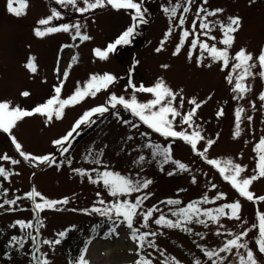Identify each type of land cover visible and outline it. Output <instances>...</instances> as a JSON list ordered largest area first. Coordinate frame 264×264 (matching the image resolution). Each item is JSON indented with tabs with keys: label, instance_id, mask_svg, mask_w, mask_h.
Masks as SVG:
<instances>
[{
	"label": "rangeland",
	"instance_id": "374dc122",
	"mask_svg": "<svg viewBox=\"0 0 264 264\" xmlns=\"http://www.w3.org/2000/svg\"><path fill=\"white\" fill-rule=\"evenodd\" d=\"M27 2L26 14L16 16L8 11V0H0V101H10L12 106L31 110L55 95L54 87L59 86L61 80H63L61 99L71 96L78 83L83 86L92 74L110 73L117 77V80L108 90L101 91L95 97L90 96L74 106L65 107L61 119L53 117L52 121H47L45 116L36 114L19 121L13 128L12 135L22 145V150L33 156L50 155L54 159L50 165L45 163L37 166L35 161L25 160L17 152L9 134L0 131V156L7 154L11 159L19 161L18 164H12L10 160H0V166L12 173L8 179L0 177V204L3 203V199L20 197L15 205H4L0 208V243L11 247L13 236L24 239L22 248L19 244L13 243V251L17 252L19 247L20 250L19 254H11V264H34L33 254L41 253L46 254L49 264H71V253L77 251V243L74 241L77 232L86 230L95 220L103 218L96 213L89 214L82 210L90 211L94 206H106L99 204L100 199L106 202H113L116 199L108 194L102 184L91 183L87 176H81L74 169L86 170L95 178V173L91 170L97 168L102 171L105 165L123 175H130L132 178H137L138 175L140 179L152 181L142 192L120 199L127 198L134 202L136 196L150 193L139 212L153 206L159 208L160 212L153 213L147 227L142 226L143 217L138 215L134 219L133 227L140 232H156L155 237H148L156 247H149L145 243L144 247L140 248L139 242L131 238V229L125 224L115 223L111 227H115L114 232L105 237H91L82 250L91 240L105 238L113 244L121 239L120 247L113 249L111 255L114 261H120L122 258L129 260L123 264H136L141 256L151 259L153 264H164L168 257H175L181 264H195L197 259L201 264H211L197 245L208 249L220 248L226 239L231 238L229 232L239 233L245 227H251L257 222V211H264V202L247 201L239 196L230 183L223 180L218 170L208 165L206 160L198 155L199 151L207 148L208 158L222 161L231 159L234 163L246 166L242 177L256 174L257 153L253 149L264 137V101L260 99L261 93H264V78L258 75L261 68L256 60L264 49V0H207L206 4L203 0H194L190 11L184 13L186 20L183 27L190 30L191 21L195 18L196 9L200 5L203 4L207 11L223 10L215 16L208 17L206 22H211L208 36L200 35L203 30H199V21L197 22L199 39L207 41L210 46L215 44L218 48L225 46L220 43L223 33L216 22L222 21L226 24L229 17L240 18V26L232 33L234 41L228 49L229 66L223 69L222 62L213 61L207 52L201 57L199 47L190 49V40L195 36L185 41L178 55H173L182 33V29L177 25L183 6H187L186 0H143V7L148 9L146 14L148 22L137 28L138 38L134 39L135 46L132 47L131 43L118 46L106 60L97 57L94 50H105L133 23L130 10L116 11L108 6L81 14L71 6L64 8L56 4L55 0ZM177 2L182 7L177 10L176 17L170 20L163 7H171ZM78 6H84L82 0H78ZM52 8L62 13L61 18L54 19L47 26L40 25L38 21L49 16ZM77 23L82 26L81 33L89 35L91 39L81 41L78 37L73 40L74 29L67 33L57 32L43 37L35 34L37 28L43 30L45 27ZM169 28L172 29V34L165 40ZM211 36H215L216 39L212 40ZM161 41H165L164 47L157 52ZM65 45L70 47H64ZM240 49L251 53L252 62L256 64L252 69L255 75L245 81L251 90L245 93L243 98H238V94L232 91L234 83L229 84L226 80L228 74L231 73L234 77L236 75L232 73L231 65L235 62L232 58ZM190 51L192 59H189ZM74 56L78 59L73 63ZM30 58H35L37 68L35 73L26 67ZM197 58L202 59L201 64L197 63ZM163 65L168 67L164 68ZM65 70L69 73L66 80L62 75ZM161 78L167 86L178 93L175 106L182 115L193 107L188 103L189 100L195 98L197 103L201 104L193 117V127L181 124V117H177L175 121L177 131L187 130L190 133L195 130L196 125L199 126L204 140L198 143L197 151H193L183 140L161 136L129 111L118 106L116 109L110 108L105 113L111 114L107 116L103 127L85 138L75 151L70 164L68 162L66 166L61 167L55 164L62 154L60 146L54 145L53 141L65 136L85 111L105 105L112 93L130 98L134 94L128 87L130 80L138 87L140 84L152 86ZM25 91L30 95L22 96L21 93ZM135 95L140 102L153 98L149 93L137 92ZM180 96L184 98L182 108L179 106ZM238 108H243L244 112L240 123L241 134L234 138L235 112ZM221 109L224 115L218 117L217 112ZM117 113L124 121H131L138 127L133 128L130 124L123 123L117 117ZM98 116L100 114L93 116L92 120ZM248 116L252 117L251 121L247 119ZM84 128H86L84 125L81 126L78 133ZM137 134H145L161 146L171 144L172 158L187 165L188 170L180 171L172 163L161 167V158H153L151 148H144L143 145L141 148V140ZM209 139L215 141L211 147L206 143ZM101 151L102 155L99 158L102 164L91 163L89 154L95 155ZM140 156H144L145 160L136 163ZM169 172L174 174L168 175ZM212 184L216 185L215 189L211 187ZM33 187L44 197L53 200L67 197L69 203L57 205L56 209L36 211L34 202L25 195ZM4 189H7V195L3 194ZM250 191L257 196L264 195V178L253 181ZM98 192L101 194L99 197ZM220 192L225 193L226 198L201 204L200 207L215 208L239 200L242 205L241 221L222 217L219 225L209 223L205 227L192 223L188 225L192 229L191 232L154 223L155 218L162 213L175 220L176 217L171 215L170 209L184 207L204 195L211 201ZM167 199H178L182 203L180 205L161 203ZM16 221L31 222L33 227L21 229L18 224L13 227ZM218 227L222 235H216ZM12 229L18 233H14ZM60 232H66V235L59 237ZM28 233L35 237V241L27 235ZM196 233H201L203 238ZM257 233L258 230L254 229L245 239H249V246L257 253L260 264H264V255L259 254L255 245ZM55 239H60L61 243L54 246L43 243L44 240ZM37 248L39 252L36 251ZM84 255L89 264H110L102 260L97 261L89 252ZM230 262L236 264L234 255L229 256L224 264Z\"/></svg>",
	"mask_w": 264,
	"mask_h": 264
},
{
	"label": "snow or ice",
	"instance_id": "6c2138e0",
	"mask_svg": "<svg viewBox=\"0 0 264 264\" xmlns=\"http://www.w3.org/2000/svg\"><path fill=\"white\" fill-rule=\"evenodd\" d=\"M82 2L84 6L80 7L78 6V0H55L56 4L61 5L64 8L71 6L81 14L88 13L95 9L106 8L108 6L116 11L130 10L132 13L131 18L133 23L129 27H127V29L124 30L113 43H110L105 50H94L95 55L100 59L106 60L108 59L110 53L116 51L118 46L130 44L132 39L136 35L137 28L148 22L146 19L148 9L143 7V0H139V2L138 0H82ZM193 2L194 0H186L187 6H183V11L179 17V23L177 25V27H180L182 29V33L179 37V43L177 44L173 55H178L185 41L188 40L189 37L195 36V38H192L190 40V49L194 50L199 47V49L201 50V57H203L204 52H207V54L213 61L222 62V69L227 68L229 66L228 49L232 46L234 41V36L232 35V33L238 30L240 26V18L229 17L228 23L226 24L222 21H217L216 23L219 25V29L223 33V38L220 43H222L225 47L218 48L215 44H212L210 46L207 41H201L199 39V35H197V22L199 21V30H203L202 32H200V35L208 36L209 31L211 30V22H206L208 20V17L215 16L223 10L215 9L213 11H207L204 8L203 4L200 5L196 9V16L191 21V29L189 30L183 27L186 20L184 13H188L190 11L191 4ZM203 3L206 4L207 0H203ZM27 7V0H8V11L16 16L26 14ZM180 7H182V5L177 2L171 7H163V11L169 16V19L171 20L176 17L177 10ZM202 13L203 15H201ZM61 16L62 13L60 11H58L56 8H52L51 14L46 18L40 19L38 23L42 26H47L54 19H60ZM81 27L82 26L79 23L74 25L61 24L59 26L45 27L43 30L37 28L35 30V34L38 37H43L51 33H67L71 29H74L75 34L72 37L73 40L78 37L81 41H87L91 39L89 35L81 33ZM171 34L172 29L169 28L168 32L165 35V40ZM211 39L215 40L216 37L211 36ZM164 42L165 41H161L160 47L156 49L157 52H160L162 50V48L164 47ZM64 47H70V45H65ZM192 58L193 57L190 51L189 59ZM34 59L35 58H30L29 62L26 64V67L33 73L37 71ZM77 59L78 57L74 56L72 58L73 63L76 62ZM232 59L235 61L231 65L232 73H236V75L234 77L230 73L226 76V80L229 84L234 83L232 91L238 94V98H243V95L251 90L250 87L246 85L245 81L249 77L255 75L252 69L256 67V64L252 62V54L246 52L245 49H240L238 52H236L235 56ZM256 60L258 61L261 68V71L258 73V75L261 78H264V49L261 50L258 57H256ZM197 63L201 64L202 59L197 58ZM162 67L167 68L168 66L163 65ZM57 71L59 72V69H57ZM62 75L63 79L66 80L69 73L67 70H65ZM116 80L117 77L110 73L92 74L83 86H80L78 83V86L75 89L74 93L71 96L63 99H61L60 97L63 87V80H61L60 85L54 87L55 95L47 99L44 103L35 106L31 110L23 109L19 106H12L10 101H0V131L9 134L17 152L25 160L35 161L37 163V166L45 163L50 165L54 162V159L50 155L33 156L22 150V145L17 141L16 137L12 135L13 128L17 126V123L19 121H22L24 118L31 117L36 114L45 116L47 121H52L53 117H55L56 119H61L65 107L74 106L90 96L95 97L101 91L108 90L109 87L116 82ZM128 87H130L134 93L130 98L117 96L115 93L110 94L105 105H99L85 111L83 115L75 122L73 128L65 136L60 139L54 140L53 144L56 146H60L61 154L68 151V146L66 145L70 144V139L74 134L78 133V130L81 128V126L91 124L93 122V116L97 114L102 115L108 112L110 108L116 109L118 106H121L124 110L129 111L149 129H152L156 133H159L161 136L165 138L183 140L191 146L193 151H197L198 143L204 140V136L201 134L199 126L196 125L195 130L191 131L190 133L187 130L177 131L175 128V121L177 117H181V124L193 127V117L196 114V110L201 106L200 103H197L195 98L188 101V103L193 105L192 109L182 115L181 111L175 106L178 93L167 86L162 78L158 79L152 86H144L143 84H140L138 87L130 80ZM137 92L149 93L153 96V98L146 102H140L135 95V93ZM21 95L27 97L30 95V93L25 91L21 93ZM260 99L264 101V93H261ZM183 105L184 98L180 96V108H182ZM243 112V108H238L235 112L236 130L234 132V138L239 137L241 134L240 123ZM222 115H224V112L221 109L217 112V116L219 117ZM117 117L120 118L123 123L130 124L133 128L138 127V125L132 123L131 121H124L121 117H119V113H117ZM247 119L251 121L252 117L248 116ZM129 139H131V137H129ZM206 143L208 147H211L215 143V141L209 139ZM145 146L152 149L153 158H161V167H163L164 164L172 163L176 165V168L180 171L188 170L187 165L172 158L171 144L167 146H161L159 144L149 142ZM253 150L257 153L255 169L256 174L249 177L241 176V174L245 172L246 166H241L240 164L234 163L231 159L222 161L219 159L208 158L207 148H204L203 151H199L198 155L203 157L208 165H211L215 169H217L223 180L230 183L232 188L239 193V196L245 198L247 201L264 202V195L257 196L252 191H250V186L252 185L253 181L264 178V137L259 140V142L254 146ZM101 155L102 151L95 155L90 153L89 156L91 158V163L101 165L102 161L99 158ZM0 160H10L12 164L19 163L18 160L11 159L7 154L0 156ZM144 160L145 157L140 156L136 163H142ZM70 163L71 161H69V164ZM103 169L104 170L102 171L97 168H93L91 170V172L95 173V178H93V176L86 170L74 169V171L79 173L81 176H87L91 183L102 184L103 187L107 190L108 194L111 197L116 198L113 202H106L105 200L100 199L98 201L99 204L102 206H106H94L90 211L87 209L82 211L89 214L96 213L99 216L106 218L113 224H115L116 220H120V218H122V220H120V223L126 224L127 227L131 229V238L139 242L140 248H143L145 243H147L149 247H156L154 242L148 239L149 236L155 237L157 235L156 232H140L139 229L133 227L134 219H136L138 215L143 217L144 223L142 226L147 227L150 218L153 217V213L160 212V209L156 206L148 208L144 212H139V209L143 205L144 200L149 198L150 193H145L142 196H136L134 202L127 198L120 199V197H130L133 193L142 192L144 189H147L149 187L152 181L148 179H140L138 175L137 178H132L130 175H123L120 172L110 170L106 165L103 166ZM173 174L174 172L168 173V175ZM10 175H12L11 172L6 170L5 167L0 166V177L8 179ZM193 183H195V177H193ZM211 187L215 189L216 185L212 184ZM3 194L7 195V189L3 190ZM25 195L28 199L34 202V208L36 211L56 209L57 205L69 203L67 197L61 200H53L44 197L43 194L37 191L34 187ZM100 195L101 194L98 192L97 196L99 197ZM224 198H226V194L222 192L217 193L214 199L211 201L209 200V197L207 195H204L198 200L189 202L184 207H180L176 210L170 209L171 215L176 217L175 220L169 219L165 214L162 213L158 216V218H155L154 223L162 227L181 229L185 232H191L192 229L189 228L188 225L192 223L201 224L205 227H207L209 223L219 225L222 217L241 221L242 205L239 200L230 203H224L215 208L200 207L201 204L213 203L215 200H221ZM19 199L20 197H16L15 199H5L3 203L0 204V208L4 207V205H15L17 203V200ZM161 203H166L167 205H180L182 202L178 199H167L166 201H162ZM256 217L257 222L253 223L251 227H245L244 230L239 233L229 232L228 235L231 238L226 239L220 248L208 249L201 245H197V247L201 248V251L208 258V260L211 261V264H224V262L228 260V257L233 255L235 257L236 264H260V261L257 258V253L253 250V248L249 246V239H245L246 237H249V234L254 229H257L258 233L255 236V245L258 249L259 254L264 255V211L258 210L256 213ZM16 224H18L21 229L33 227L31 222L16 221V223L12 226L15 227ZM220 226L222 227V225ZM100 227H102V225L95 226V228L97 229H99ZM114 231L115 227L110 228L108 232L105 233V235H110ZM27 235L31 237V233H28ZM58 235L59 237H64L66 235V232H60ZM196 235H201L202 237L201 233H196ZM216 235H222L219 227L217 228ZM31 238L33 239V241H35V237ZM11 242L14 244H19L21 248L24 246V239L21 237L13 236ZM43 243L54 246L60 244L61 240H44ZM36 251L39 252V248H37ZM86 252L87 248L85 247V249L82 250L81 255L75 261V264H89L84 255V253ZM221 253H226L228 255H221ZM33 255L34 264H49L46 254L41 253L40 255ZM161 255H163V252H161ZM136 264H153V262L146 256H141L136 261ZM164 264H181V262L175 257H168L166 258ZM195 264H201V261L197 259L195 260Z\"/></svg>",
	"mask_w": 264,
	"mask_h": 264
},
{
	"label": "trees",
	"instance_id": "16d2710c",
	"mask_svg": "<svg viewBox=\"0 0 264 264\" xmlns=\"http://www.w3.org/2000/svg\"><path fill=\"white\" fill-rule=\"evenodd\" d=\"M137 39V38H136ZM111 113H107L104 116H101L99 118H96L91 124L87 125L86 128H84L81 132L75 134L71 139H70V144L68 146V151L64 152L61 156L60 159L57 163L58 166H66L67 163L72 159L73 154L75 150L79 147V145L82 143V141L92 134L93 132L97 131L103 125L105 124L107 116ZM136 136V135H134ZM137 136L141 140V148L142 145L144 148H148L145 145H147L149 142L157 144L152 138L145 134H137ZM144 138V139H143ZM154 142H153V141ZM4 200V199H3ZM2 200V202H3ZM115 219V218H114ZM122 220V218H120ZM120 220H116L115 223H120ZM96 225H102L99 229L95 228ZM114 224L112 222H109L106 218H99L95 220L93 223H91L86 230L79 231L74 238V241L77 243V251L72 252L70 256V261L71 264H75V261L77 260V256L80 253L84 243L89 239L91 236H101L104 237L106 231L111 228ZM14 233L15 232L13 230ZM17 235V234H16ZM13 243L11 242V247H8L4 245L3 243H0V264H11V254H19V249L16 251H13ZM139 259V258H138Z\"/></svg>",
	"mask_w": 264,
	"mask_h": 264
},
{
	"label": "bare ground",
	"instance_id": "6f19581e",
	"mask_svg": "<svg viewBox=\"0 0 264 264\" xmlns=\"http://www.w3.org/2000/svg\"><path fill=\"white\" fill-rule=\"evenodd\" d=\"M101 239L103 240H91V242L86 245L87 252L94 256L97 261L102 260L110 264H123L129 261L125 258H122L120 261H114L112 258V250L120 247L121 239H118V242L113 244L105 238Z\"/></svg>",
	"mask_w": 264,
	"mask_h": 264
}]
</instances>
